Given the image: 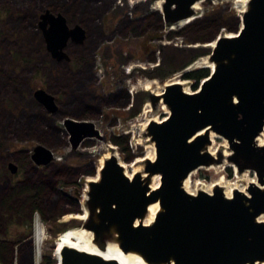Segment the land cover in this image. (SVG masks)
Listing matches in <instances>:
<instances>
[{
  "label": "rangeland",
  "instance_id": "374dc122",
  "mask_svg": "<svg viewBox=\"0 0 264 264\" xmlns=\"http://www.w3.org/2000/svg\"><path fill=\"white\" fill-rule=\"evenodd\" d=\"M50 1L64 2L0 0V243L3 246L0 264H56L57 241L54 238L73 227L76 220L60 224L65 214L56 216L55 210H65L71 216L80 215L81 208L86 209L84 204L81 206V196L87 189V181L96 178L94 170L99 161L111 154L115 153L126 175H131L136 167L142 170V164L134 162L154 154L143 135L145 126L151 119L159 122L167 116L160 110L161 104L151 107L146 94H161L171 82L180 83L187 93L198 89L200 83L192 89L195 83L184 80L183 75L200 69H205L209 75L210 70L202 63L210 49L194 46L205 44L201 41L213 40L215 35H233L238 11L244 3L243 0H202L198 7L199 23L195 28L189 23L167 29L161 22L157 31L153 27L144 31L145 26H141L144 29L140 32L129 33L121 20L127 17L132 21L157 11L154 4L159 0H117L115 13L105 16L99 28L87 25L85 45L68 46L66 52L71 62L55 64L43 48L36 23L37 9ZM149 24L152 26V21ZM180 29L183 34L177 37ZM204 29L206 31L200 33ZM193 32L197 33L193 36ZM195 39L200 42H194ZM84 63L89 65L84 66ZM90 65L94 69L89 71ZM89 79L97 82L91 84L92 94L126 90L130 99L128 107L102 111L95 122L101 141L91 140L88 147L80 146L74 151L68 145L56 147L63 137L53 139L52 131L55 128L63 130L61 120L54 122L51 116L44 115L33 92L43 90L54 97L62 113L78 114L82 108L81 89L84 82L90 83ZM35 146H42L52 153L55 167L47 165L35 171L28 162H22L23 165L18 167L22 161L20 152L29 155ZM211 149L216 151L214 157L220 155V160L212 165V170L195 171L188 184L189 190L208 188L221 177L227 183L238 184L255 178L249 171L240 179L233 176L222 155L227 152L226 142L222 139H214ZM7 162L17 165L14 174L7 169ZM64 166L74 168L76 174L67 172L60 178L56 174L63 172ZM57 181L78 187L64 190L59 184L55 185ZM197 182L199 185L195 186ZM36 184L45 186L33 206H39L42 215L33 211L32 202H24L27 198L23 193H17L20 185ZM36 225L45 229V239L38 245V255L35 248L34 256L29 239L32 237L36 246Z\"/></svg>",
  "mask_w": 264,
  "mask_h": 264
},
{
  "label": "water",
  "instance_id": "95a60500",
  "mask_svg": "<svg viewBox=\"0 0 264 264\" xmlns=\"http://www.w3.org/2000/svg\"><path fill=\"white\" fill-rule=\"evenodd\" d=\"M197 1L162 0L163 20L170 26L194 17L191 8ZM37 28L46 51L56 60L64 58L67 40L74 44L83 40L80 27L68 28L61 16L47 11ZM213 40L207 56L213 70L198 89L187 93L180 85L169 84L159 96L150 94L151 107L161 104L167 116L145 126L143 135L154 149V158L142 163L140 173L157 176V188L149 191L139 173L128 180L112 154L102 162L98 180L87 184L84 229L92 234L98 250H104V238L113 230L118 248L136 254L145 264L264 262V221H257L264 218V142L261 146L256 142L261 134L264 140V0H247L233 36ZM33 98L48 112L54 111L53 98L45 91L35 90ZM61 123L73 148L84 137H98L89 122L64 119ZM209 131L226 142L230 153L226 164L238 174L252 172L259 188L248 185L245 195L234 191L230 199L217 188L194 196L182 189L192 171L220 160L219 154L215 158L206 152ZM52 160L46 148H32L36 167ZM8 170L15 173L12 164ZM154 203L159 211L152 223L134 226ZM56 264L116 263L64 248Z\"/></svg>",
  "mask_w": 264,
  "mask_h": 264
},
{
  "label": "bare ground",
  "instance_id": "6f19581e",
  "mask_svg": "<svg viewBox=\"0 0 264 264\" xmlns=\"http://www.w3.org/2000/svg\"><path fill=\"white\" fill-rule=\"evenodd\" d=\"M202 0H198L193 6H192V10L194 11V13L196 15H198V7L199 4ZM244 3L242 5V8L239 12V14L237 15L240 18L241 21V15L242 13L245 11V6L247 3V0H243ZM155 8L157 11L155 12H162L161 11V5H162V0L156 1L155 2ZM198 16H194L188 20H184L181 21L177 24L178 26H182V25H186L188 23H190L191 21L197 19ZM233 35L232 34H228L225 35V37L231 38ZM208 48L210 50L213 49L214 47V42H211L209 44H196L194 46V48ZM203 67L207 68L210 70V72L213 70V65L208 62V59L206 58L205 61H203ZM169 84H178L180 85V83L178 82H171ZM181 86V85H180ZM147 88V87H145ZM184 92H187L185 89H182ZM155 95H159L160 93ZM160 110L163 111L164 114H167L166 109L164 108V106L161 105ZM150 121H154L156 122L155 119H151ZM203 131L199 132L198 134H202ZM208 139H209V145L206 147V152L211 156L214 157L215 155V150L212 151L211 149V145L214 141V139H221L219 136L215 135L212 132H208ZM147 140V139H146ZM256 142L259 146L263 145V135L261 134L257 139ZM151 145V144H150ZM108 149L112 150L111 147H107ZM150 149L153 150L152 145L150 146ZM217 154V153H216ZM229 151L227 149V152H222V155L224 158H227L229 156ZM154 158V154L153 157H145L143 159L137 160L134 163L136 164H142L144 161H150L152 162ZM107 159V157H106ZM105 159V160H106ZM103 161V160H102ZM102 161H99V164L97 166V170L95 173V179L94 180H89L87 181V184L89 182H95L96 180H98L99 178V170L101 167V163ZM122 166V165H121ZM226 166H228L229 168L232 169L233 172V176L236 177L237 179L243 178L244 177V173L242 174H238L235 170V168L230 165V164H226ZM124 167L122 166V169ZM199 169H205V170H212L213 167L209 166V167H200L197 168L196 170L192 171L187 178L182 182V189L189 195L194 196L195 193L197 192H203L205 194H210L212 189L217 188L219 189V191L221 192V194L223 195L224 198L226 199H230L232 192L237 191L240 194H246V187L248 185H252V186H256V187H260L258 185V183L256 182V178H254L253 180H247L245 183L243 184H238V183H227L225 182L224 178L221 177L219 179V181L214 182L213 184H211L208 188L207 187H202V188H198L196 190H189L188 189V184L190 183V178L192 175H194L195 171L199 170ZM124 172V171H123ZM141 169L140 167H136L133 172L131 173V175H126L125 176L128 178V180L131 179V177L134 174L139 173L140 174V178L141 180L147 185L148 190L152 191L155 190L159 184V179L157 176H152V177H146V175H141ZM199 185V183H195V186ZM87 189L84 190L83 195L81 196V206H84L83 204L85 203L86 200V193ZM81 214L77 215V216H71V215H67L64 216L62 218V220H60V224L63 223H69L71 219H75L76 221L73 222L74 226L73 227H69L67 229H65L64 231H62L61 233H59L54 240L57 241V245L55 248V256H56V261L58 262L60 259V252L62 249L64 248H68V249H73L79 252H84L86 254H90L93 256H97L103 260H110V261H114L116 264H145L139 256H137L136 254L133 253H123L119 248H118V243L116 242V236L115 233L113 232V230L110 231V233L108 234V237L104 238V250L100 251L97 249V247L95 246V244L93 243V239H92V234L84 229V225L86 224L87 220H88V212L86 211V209L84 207L81 208ZM159 211V207L157 203L154 204H150L147 206L146 208V212L143 216L142 219L138 220V221H134V226H136L138 223L142 224V225H149L152 223L153 218L155 216V214ZM257 221H264L262 217L258 218ZM45 229H42V227H38V225H36L35 228V244L36 246H34L36 248L37 251V255L39 254L38 252V245H40L43 240L45 239ZM261 264H264L261 263Z\"/></svg>",
  "mask_w": 264,
  "mask_h": 264
},
{
  "label": "flooded vegetation",
  "instance_id": "af4514ba",
  "mask_svg": "<svg viewBox=\"0 0 264 264\" xmlns=\"http://www.w3.org/2000/svg\"><path fill=\"white\" fill-rule=\"evenodd\" d=\"M151 1L154 2V0H151ZM57 6H58L57 4H54L52 6L39 7L37 9L36 23H38L40 21V16L43 15L44 12L47 11L53 17H55L57 15L61 16L64 19V24L66 27L72 28L74 26H78L82 29V31L84 33L82 42L80 44H74L70 40H67L63 49H62V52L64 53V58L61 60H56V59H53L51 57L49 52L46 51L45 44L42 40L43 48L53 63H55V64H61V63L62 64H69L71 62V58L68 55V53L66 52L68 46L82 47L83 45H85V42L87 39V31H86L87 25H95L99 28L98 25L101 26L102 21L104 20L105 16L115 13L116 6L114 3H111L109 5H103L102 7H99L97 9V8H93L92 5H87V6H84V8H82L83 10L80 14H74L73 13L71 15H68L64 11L60 10ZM195 16H197V15L195 14ZM121 21H123L124 29L129 33L140 32L142 29H144L141 26H145L144 31H146V29H148L150 27H153V29L155 31H157L161 27V22H162L163 26L167 29H173V28L177 27V24H178V23H176V24L168 26L165 23V21L163 20L162 13L161 12L155 13V11L149 13V15H146V16L141 17V18L136 19V20L131 21L129 18L126 17V18L122 19ZM150 21H152V23L154 25L152 24V26H150V24H149ZM190 23H191L190 25L193 28H195L199 22L197 19H195V20L191 21ZM181 34H183V31H181V29H180L177 32V35H178L177 37H180ZM194 41H199V39L198 40L195 39ZM84 59H85V57H84ZM88 65H87V63H84V66H88ZM93 69H94V67L92 65H90L89 71L93 70ZM184 76H185V74L183 75V79L186 80ZM88 77H89V75H88ZM97 80H99V78H97ZM89 82L90 83H88V84H86V82H84V85L82 86V89H81L82 95H81V97H79V101L82 103V108H81V111L79 114L75 115V114L62 113L59 110L58 105L56 104L54 97L51 95L50 96L53 98V104H54V111L53 112H48L40 103L36 102L37 105L40 106V108L43 110L44 115L51 116V118L54 122L58 121V120H61V122H62L64 119H71V120H76V121L89 122L93 125V129L98 133V137H84V139L79 141L78 144L76 145V147H74V148L71 146V144L67 140V137L65 136L64 144H62V147L68 145L70 150H72V151H74L75 149H77L80 146L88 147L90 144L89 141H91V140L101 141V138H100L101 135L95 126V122L99 120L102 111L105 109H124V108L128 107L129 100H130L127 91L121 90V89H118L112 93L104 94V95L102 92H101V94H92V92L90 91L91 84L97 83V82L93 81L92 79H89ZM150 94L151 93L146 94L147 100H149ZM112 123H114V122H112ZM115 146H118V144H116ZM20 154L22 157V159H21L22 161L18 167H21L23 165L22 162H28L33 167H35V170H37L36 168H39V167H36L33 164V162L31 161V152L29 153V155H27V153H24V152H20ZM112 155L115 156V153ZM131 159L132 158H130V160ZM9 163H12V162L6 163L7 169H8ZM12 165L14 166L15 171H16L18 169L17 165L14 163H12ZM48 166L55 167L52 162L50 164H48ZM48 166H45L44 168H46ZM64 167H65L66 173L67 172H74L76 174V171L73 170L74 168H69L67 166H64ZM74 193H75V191H74Z\"/></svg>",
  "mask_w": 264,
  "mask_h": 264
},
{
  "label": "trees",
  "instance_id": "16d2710c",
  "mask_svg": "<svg viewBox=\"0 0 264 264\" xmlns=\"http://www.w3.org/2000/svg\"><path fill=\"white\" fill-rule=\"evenodd\" d=\"M117 0H64L63 3H60V2H56L54 3L55 1H50V2H45L44 6H52L54 4H57L58 8L62 11H64L65 13H67L68 15H71V14H80L82 12V8H84V6H87V5H92L93 8H99V7H102L103 5H109L111 3H116ZM156 13V12H155ZM158 13V12H157ZM94 27H97L95 25H92ZM240 26V18L237 16V27ZM237 27L234 29L233 33L235 32V30L237 29ZM88 28V27H87ZM206 31L205 29L200 31V33ZM197 32H193L192 35L194 36ZM216 36V35H215ZM214 36V37H215ZM214 39V38H213ZM198 40V39H196ZM211 40L209 41H194V42H200V43H205V44H209ZM211 43V42H210ZM200 45H203V44H200ZM208 76V72L205 70V69H200L194 73H190V74H187L185 75V79L186 80H190V81H193L195 84L194 86L192 87V89H195V86L200 83L203 79H205L206 77ZM117 105V104H116ZM79 114V113H78ZM76 115V114H75ZM52 119V118H51ZM53 135L54 138L53 139H58V137H63V139L61 140V142H58V144L56 145V147H60L62 146V144H64V138H65V133L63 130H59L57 128L53 129ZM37 171V170H35ZM95 173H96V170L94 171V176H95ZM68 173L65 172V169L63 172H60L59 174H56L58 176H60V178L63 176V175H67ZM228 174H229V171H228ZM41 176H44L42 173H40ZM229 176V175H228ZM72 177V176H70ZM59 184V187L61 189H64V190H67L69 189L70 187L72 188H77L78 186L76 184H64L62 183L61 181H57L55 182V185ZM21 187L18 188V194H24L26 196L27 199L24 200V202H32L30 204H32V209L34 212H39V214L42 215V210L41 208L38 206V207H33L34 206V203L38 200L40 194L44 191V184H36V185H33V186H30V187H27V186H24V185H20ZM79 190V189H78ZM62 195L65 196V193H62ZM7 202H9L8 200L6 202H4V206L7 207ZM42 203V202H41ZM78 208V207H75V209ZM19 212V211H18ZM55 214H57L56 216L58 215H64L67 216V214L69 213H65V210H62V211H57L55 210L54 212ZM81 214V213H79ZM64 217V216H63ZM29 243L31 244L32 243V252L35 256V247H34V244H33V240H32V237L29 239ZM3 246L1 245L0 243V253H1V248ZM0 257H1V254H0ZM57 263V261H56Z\"/></svg>",
  "mask_w": 264,
  "mask_h": 264
}]
</instances>
